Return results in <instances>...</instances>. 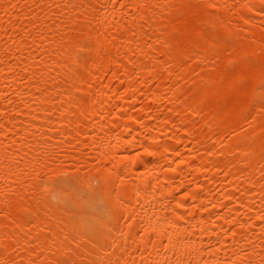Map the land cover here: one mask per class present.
Returning <instances> with one entry per match:
<instances>
[{
	"label": "bare ground",
	"instance_id": "6f19581e",
	"mask_svg": "<svg viewBox=\"0 0 264 264\" xmlns=\"http://www.w3.org/2000/svg\"><path fill=\"white\" fill-rule=\"evenodd\" d=\"M0 264H264V0H0Z\"/></svg>",
	"mask_w": 264,
	"mask_h": 264
}]
</instances>
